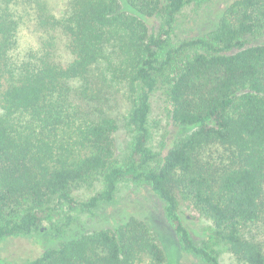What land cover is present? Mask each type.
<instances>
[{
  "label": "trees",
  "instance_id": "trees-1",
  "mask_svg": "<svg viewBox=\"0 0 264 264\" xmlns=\"http://www.w3.org/2000/svg\"><path fill=\"white\" fill-rule=\"evenodd\" d=\"M60 1L0 0V240L38 231L64 207L91 212L128 179L163 200L181 250L220 264L214 246L224 243L230 264H264V43L247 41L264 34V0H225L206 33L176 43L177 16L200 0ZM24 14L40 28L36 47L22 45ZM157 88L174 127L164 154L148 127ZM122 126L131 140L121 163ZM100 180L102 190L75 199ZM181 202L210 223L199 244ZM58 238L0 264H171L174 255L132 213Z\"/></svg>",
  "mask_w": 264,
  "mask_h": 264
},
{
  "label": "rangeland",
  "instance_id": "rangeland-1",
  "mask_svg": "<svg viewBox=\"0 0 264 264\" xmlns=\"http://www.w3.org/2000/svg\"><path fill=\"white\" fill-rule=\"evenodd\" d=\"M225 0H204L192 1L187 4L177 16L169 42L176 43L185 38H191L206 33L215 23L218 8L223 6ZM59 2H61L59 0ZM62 4V3H60ZM24 5V4H23ZM59 9V4H55ZM20 10H23L21 8ZM161 24L159 18L150 20L149 25L158 29ZM39 26L31 22L29 15L24 14L21 28V41L23 46H37L40 39ZM249 44L264 43V34L248 36ZM63 44V43H62ZM61 46V43L59 44ZM58 52V51H56ZM122 101V100H121ZM151 111L148 117V127L150 129V145L161 154L166 151V146L170 143L173 125L169 118V104L163 90L157 88L151 95ZM121 108V107H120ZM117 146L116 157L122 163L128 153L131 132L129 128H122L116 134ZM113 200L110 202L101 201L91 211L76 210L69 212L64 207L60 214L45 220L40 229L26 236L5 238L0 240V257H5L14 262L16 259L38 256L45 247L57 243L59 236L69 237L71 234L79 232H91L95 229L110 227L115 224L122 214H134L137 218L147 221L156 230L167 250L173 249V260L185 262L187 264H205L201 257L192 252L180 249L172 226L164 211V202L160 199L144 182H134L128 179L118 183ZM103 189L100 181L86 183L75 190L74 197L78 201L86 200L96 191ZM72 216V223L65 224L66 216ZM180 215L184 225L188 228L195 243H201L203 238L210 237V223L205 219H195L190 216V210L181 202ZM56 227L60 230V235ZM62 230V231H61ZM59 234V233H58ZM173 245V246H172ZM218 252L220 264H230L235 262V258L230 253L228 246L218 243L214 246Z\"/></svg>",
  "mask_w": 264,
  "mask_h": 264
}]
</instances>
